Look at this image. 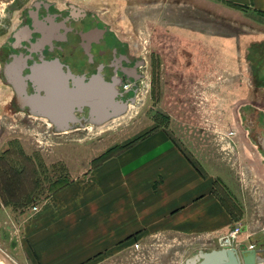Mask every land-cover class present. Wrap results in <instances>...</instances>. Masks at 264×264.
Here are the masks:
<instances>
[{
  "label": "rangeland",
  "instance_id": "obj_1",
  "mask_svg": "<svg viewBox=\"0 0 264 264\" xmlns=\"http://www.w3.org/2000/svg\"><path fill=\"white\" fill-rule=\"evenodd\" d=\"M33 2L61 14L82 9L130 62H141L138 76L118 88L116 100L129 108L113 122L91 127L84 111L59 130L13 105L1 64L10 30ZM262 130L263 13L221 0H0V264H181L218 249L208 239L221 234L213 233L138 232L116 241L128 207L154 202L140 199L146 191L130 193L135 179L126 172L103 189L95 174L143 142H158L264 196V158L255 148ZM251 213L261 222L264 201ZM235 226L237 238L239 224L222 235Z\"/></svg>",
  "mask_w": 264,
  "mask_h": 264
},
{
  "label": "crops",
  "instance_id": "obj_2",
  "mask_svg": "<svg viewBox=\"0 0 264 264\" xmlns=\"http://www.w3.org/2000/svg\"><path fill=\"white\" fill-rule=\"evenodd\" d=\"M221 1L264 14V0ZM251 163L255 168V161ZM212 168L215 169V166L193 163L172 144L168 147L158 142H151V145L143 142L130 149L122 159L115 158L99 166L94 178L95 187L103 189L105 185L114 184L117 179L112 177L126 172L128 177L135 179L130 180V193L134 195L146 191L145 197L140 199L154 202L151 207H128L129 222L118 229L120 236L116 241L138 232L148 234L164 230L192 235L213 233L216 236L239 224L241 234L234 241L221 246H228L240 254L253 251V264H264V219L253 222L256 219L251 218V211L261 210L264 196L241 190L228 173L216 174L211 172ZM217 191H220L218 195ZM110 230L108 237L117 231L116 228ZM258 233L260 236L255 238ZM208 241L218 243V237L209 236ZM257 260H261V263Z\"/></svg>",
  "mask_w": 264,
  "mask_h": 264
},
{
  "label": "flooded vegetation",
  "instance_id": "obj_3",
  "mask_svg": "<svg viewBox=\"0 0 264 264\" xmlns=\"http://www.w3.org/2000/svg\"><path fill=\"white\" fill-rule=\"evenodd\" d=\"M52 7L51 3L33 2L25 11L26 20L10 30V39L6 40L7 59L1 64V74L6 84L19 75L25 79V92L28 95L34 94L35 89L27 77L37 67L49 66L50 63L53 64L54 70L57 69L64 75L84 79L98 75L105 81L115 83L117 88L127 78L138 76L136 68L141 62H130L127 54L122 52L118 39L96 23L88 13L80 8L68 6L65 14H61L60 11H51ZM16 59L19 63H16ZM9 87L13 99L15 91L10 85ZM40 94L43 95V92ZM23 110L28 111V108ZM74 114L77 116L79 113ZM263 135L257 136L256 132L255 146L264 158ZM221 247L228 248H219ZM197 253L198 251L194 252L188 258Z\"/></svg>",
  "mask_w": 264,
  "mask_h": 264
},
{
  "label": "bare ground",
  "instance_id": "obj_4",
  "mask_svg": "<svg viewBox=\"0 0 264 264\" xmlns=\"http://www.w3.org/2000/svg\"><path fill=\"white\" fill-rule=\"evenodd\" d=\"M16 63H19L17 59ZM39 67H37L36 70L33 71L30 76L27 77V80L32 83L35 89L34 94L28 95L25 92V79L20 77L19 75L16 77L15 80H9L8 84L15 91V95L12 99V102L13 105L16 106L19 110L28 108V112L31 115L49 120L59 130H67L71 128L74 124L79 123V118L75 116L74 113L77 112L81 115L84 109H86L88 120H90V126L100 129L106 126L107 124L113 122V120H115L122 113H125L129 108V106H127L125 103L119 107L120 109L123 108L122 112H116L112 110L113 112L111 111L110 113L107 112L105 114H99L97 111L95 113L93 110H90L89 112V109L85 106V104L79 103V100L82 101L83 99H79L77 102L75 101L76 103L74 104L75 107H73V110L68 113L67 111H65L64 107L70 102V96L67 95L64 91H62L63 89H61V87L62 83H64L65 89L70 91L74 88L73 82H69L71 76L64 75L59 70H54L53 67L45 66L41 67V69ZM10 68L11 67H8V69ZM110 83H112L114 91L118 94L119 92L116 84L113 82ZM81 91V89L78 90L79 94L83 93ZM40 92H43V95H41ZM88 93L91 94V92L89 91ZM36 98L45 99L41 103L40 101H35ZM89 100L92 102V99L89 98ZM102 101L103 100H100V102ZM113 102L114 104H116V98L113 99ZM117 104L119 106V103ZM69 122L70 124H68Z\"/></svg>",
  "mask_w": 264,
  "mask_h": 264
},
{
  "label": "water",
  "instance_id": "obj_5",
  "mask_svg": "<svg viewBox=\"0 0 264 264\" xmlns=\"http://www.w3.org/2000/svg\"><path fill=\"white\" fill-rule=\"evenodd\" d=\"M50 64L51 65H49L48 67H53V64ZM41 67H45V65H42ZM41 67L39 68L41 69ZM70 80L74 85V88L72 90L69 91L65 89L64 83H62L61 87V89H63L62 91L70 96V102L64 107L65 111H67L68 113L73 110V107H75L74 104L79 99H83L82 101L79 100V103L85 104V106L89 109V112L90 110H93L95 113L97 111L99 114H105L107 112L110 113L112 110L116 112H122L123 108H119L122 103L118 100H116V104H114L113 102V99L116 98L117 93L114 91L112 83H110L109 81H103L102 78L98 75H91L90 77L85 79L75 76L74 78L71 77ZM79 89H81V92L83 93L79 94ZM88 91L91 92V94H89ZM89 98L92 99V102L89 100ZM44 99L45 98H36L35 101H40L42 103ZM100 100H103V103L100 102ZM117 103H119V106ZM252 252L253 251L247 252V256L249 254L250 255L248 257H245V253L240 254L235 249L221 247L218 249H210L208 251H198V253L194 257L185 259L181 264H253L251 254H254V252ZM256 253L257 251H255V254ZM238 255H240L241 257H238ZM257 261L259 262L261 260ZM262 262H264V260Z\"/></svg>",
  "mask_w": 264,
  "mask_h": 264
},
{
  "label": "built area",
  "instance_id": "obj_6",
  "mask_svg": "<svg viewBox=\"0 0 264 264\" xmlns=\"http://www.w3.org/2000/svg\"><path fill=\"white\" fill-rule=\"evenodd\" d=\"M240 232V228L235 226L233 230L228 232L227 234L221 235L218 237V245L221 246L228 242H232L236 239V235ZM252 248V246H250Z\"/></svg>",
  "mask_w": 264,
  "mask_h": 264
}]
</instances>
